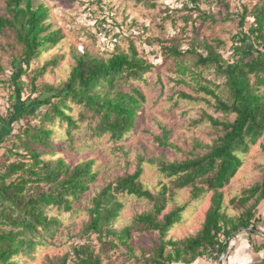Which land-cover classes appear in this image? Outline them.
Segmentation results:
<instances>
[{
    "label": "trees",
    "instance_id": "1",
    "mask_svg": "<svg viewBox=\"0 0 264 264\" xmlns=\"http://www.w3.org/2000/svg\"><path fill=\"white\" fill-rule=\"evenodd\" d=\"M191 1L199 6L201 0ZM198 11L202 13L199 7ZM252 16L247 32L242 29L234 36L237 40L232 49V61L226 60L218 51L223 43L221 40H216L215 46L207 39L198 38V44L190 50H182L175 38L169 41V45L161 46L167 56L179 57L189 51L195 53L198 65L214 66L226 79L229 91L228 100H222L214 90L202 88L214 95L216 111L234 115L232 121L207 116L223 134L211 145L198 143V147L208 150L205 154L181 161H157L159 171L172 179V188L192 187L191 197L195 200L206 192L212 193L202 228L184 239H166L168 232L180 222L185 207H176L164 214L169 187L163 185L156 193L146 189L141 182L144 170L139 164L133 173L108 183L94 198L90 220L85 226L87 231L98 234L100 240L107 237L112 245H123L130 252L134 251L130 244L133 231H155L160 242L151 248L148 256L143 251L144 263L192 264L210 248L218 254L225 252L227 242H222L221 236L228 240L239 229L255 230L260 220L255 219L254 210L264 201V184L245 190L240 204L245 205L253 198L255 202L238 218L225 212L223 200V189L242 165L240 153L247 152L264 134V93L260 92L264 86V0H258L254 5ZM202 17L213 22L217 20L206 12ZM48 19L49 9L43 4L35 5L34 0H5L4 13L0 14V33H8L13 44L19 47V56L12 64L14 71L9 79L18 105L12 104L10 117L0 116V146L12 133V121L41 115L42 112L36 111L38 108L45 110L40 117L41 123L26 125L16 136L18 141L7 147L0 159V264H19L22 257H36L62 225L60 216L50 215L49 210L56 207L59 214L71 212L99 174L93 159L72 164L64 157L43 158L46 151L53 155L58 147L53 138L54 120L66 122L69 134L78 127L77 120L69 113L70 102L83 107L81 120L97 117L96 126L92 127L93 135L109 134L115 141L126 139L136 131L146 101L138 83L153 67L133 45L128 52L120 50L117 45L114 50L103 54L84 51L73 55L75 64L61 87L52 84L38 87L35 84L37 76H34L29 84L31 93L26 95L22 77L31 62L63 38L59 31H49ZM245 19L244 15L240 17L241 27ZM181 95L192 98L184 93ZM87 112L91 116L87 117ZM163 138L160 139L162 145H168L167 135ZM198 182L201 186L197 185ZM124 193L148 199L153 205L150 211L137 215L133 224L116 230L111 223L123 206L117 195ZM74 254V264H104L101 255L90 244L79 245ZM61 264H67L66 260Z\"/></svg>",
    "mask_w": 264,
    "mask_h": 264
},
{
    "label": "rangeland",
    "instance_id": "2",
    "mask_svg": "<svg viewBox=\"0 0 264 264\" xmlns=\"http://www.w3.org/2000/svg\"><path fill=\"white\" fill-rule=\"evenodd\" d=\"M35 5L43 4L49 9V31H59L63 37L54 47L45 50L33 60L27 73L23 75L24 94L29 95L30 79L37 76L36 86L52 84L61 87L67 82L72 66L73 55L84 51L103 54L114 50L128 52L134 46L137 53L152 64V70L140 81L146 101L138 117L136 131L124 140L115 141L109 134L93 135L97 117L81 120L82 106L68 104L69 113L78 122V127L69 134L66 122L56 118L53 123L54 140L58 147L53 155L46 151L43 158L64 157L76 164L82 160L93 159L99 174L91 184L89 191L74 204L71 212L59 211L56 207L49 210L50 215L60 216L62 225L48 246L39 247L40 251L33 259L20 258L19 264H67L75 263V248L90 244L101 255L104 264H146L142 253L148 256L151 248L160 242L159 234L133 231L130 252L123 245H112L104 237L87 231L90 211L94 198L103 187L118 177L133 173L139 164L143 167L141 182L151 192H158L163 185L169 187L168 203L164 214L176 207L184 206L181 220L168 232L166 239H184L195 235L203 225L205 215L211 204V192L204 193L199 199H192V187L172 188L171 178L163 175L157 161H181L194 155H203L208 150L198 147V143L211 145L222 136L220 127L208 121L207 116L218 120L232 121L234 115L215 110L214 95L202 88L214 90L222 100H228L229 91L226 79L214 66L198 65L197 56L190 51L182 56H167L161 50L162 45L177 39L182 50L191 49L200 40L207 39L211 44L216 40L223 43L218 51L228 60H234L232 53L236 45L234 36L243 29L247 32L253 21L252 11L258 0H201L199 6L191 0H34ZM201 12L214 16L217 20L202 17ZM5 0H0V14L4 13ZM245 9L247 13L245 14ZM245 16V24L240 26V17ZM103 22V24H100ZM109 30L107 38L99 33ZM116 33H120L118 37ZM0 33V116L10 117L12 104L18 105L9 85L18 59L19 47L12 38ZM116 39V41H114ZM264 53V49H263ZM264 93V86L261 87ZM192 98H183L181 94ZM24 95V96H26ZM13 96V97H12ZM9 97L10 98L9 100ZM11 106V108H10ZM44 113L43 109H36ZM86 113V112H85ZM41 115L12 121V133L0 146V159L7 147L17 142L26 125H39ZM91 116L87 112V117ZM49 127L48 123H45ZM167 135L168 145H162L160 139ZM242 165L230 183L223 189L224 210L238 218L255 202L251 199L245 205L239 200L245 196V190L256 184H264V134L251 145L247 152L240 153ZM14 157L12 156L13 160ZM155 162L151 163L150 160ZM142 160V162H140ZM201 186V183H197ZM122 209L111 223L116 230L133 224L134 218L152 209V202L128 194H118ZM255 219H259L255 230L239 229L227 240L225 252L218 254L209 250L192 264H262L264 262V201L254 210ZM245 244L246 249L243 244ZM241 245V246H240ZM240 246V251L236 250ZM245 249V250H244ZM238 252V258L232 257ZM242 258V259H241ZM183 264V263H173Z\"/></svg>",
    "mask_w": 264,
    "mask_h": 264
},
{
    "label": "built area",
    "instance_id": "3",
    "mask_svg": "<svg viewBox=\"0 0 264 264\" xmlns=\"http://www.w3.org/2000/svg\"><path fill=\"white\" fill-rule=\"evenodd\" d=\"M99 34L102 35L104 38H107V36L109 34V30L103 29V31H101ZM114 41H116V39H114ZM209 250H213V249L210 248V249H208V251Z\"/></svg>",
    "mask_w": 264,
    "mask_h": 264
},
{
    "label": "crops",
    "instance_id": "4",
    "mask_svg": "<svg viewBox=\"0 0 264 264\" xmlns=\"http://www.w3.org/2000/svg\"><path fill=\"white\" fill-rule=\"evenodd\" d=\"M243 244V246H244V248L246 249V246H245V244L244 243H242ZM241 246V245H240ZM240 246L236 249V250H238V251H240ZM244 249V250H245ZM232 257H233V259H234V257H236V258H238V252H234V254L232 255ZM242 259V258H241ZM243 264H244V262H242Z\"/></svg>",
    "mask_w": 264,
    "mask_h": 264
}]
</instances>
